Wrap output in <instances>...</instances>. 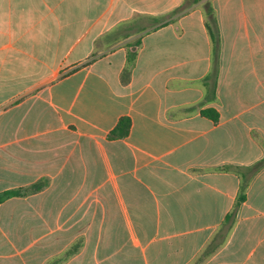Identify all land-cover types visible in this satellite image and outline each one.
<instances>
[{"label":"crops","instance_id":"obj_1","mask_svg":"<svg viewBox=\"0 0 264 264\" xmlns=\"http://www.w3.org/2000/svg\"><path fill=\"white\" fill-rule=\"evenodd\" d=\"M262 159L264 0H0V264H264Z\"/></svg>","mask_w":264,"mask_h":264},{"label":"trees","instance_id":"obj_2","mask_svg":"<svg viewBox=\"0 0 264 264\" xmlns=\"http://www.w3.org/2000/svg\"><path fill=\"white\" fill-rule=\"evenodd\" d=\"M197 1L198 0H192V3L197 2ZM206 23H207L208 31L210 33L212 41L217 45L219 43L218 38L220 36V33H219L218 25H217V18L215 15V11H214L213 7L211 6V4H207ZM135 54L136 53L134 52L133 55H135ZM130 75H131V68L126 67V69L123 72L124 81L127 82V80H129V78H130ZM204 114L211 117L215 121H218L219 117H220L219 112L215 109H212V108L204 110ZM130 128H131V119L129 117H122L119 120L116 127L110 131L109 136L111 138L125 137L129 134ZM263 166H264V159L258 161L252 167V169L254 170V172H257ZM247 182H248L247 179H244V181L242 182V185L240 188V193L238 195L237 206L239 204H241V202L244 201L246 198L245 191L247 188ZM46 184L47 183L45 181H42V182H36L30 186H26V187H22V188L4 190V191L0 192V203H2L3 201H5L11 197H14V196H25V195H28L30 193H35L37 191H40Z\"/></svg>","mask_w":264,"mask_h":264}]
</instances>
